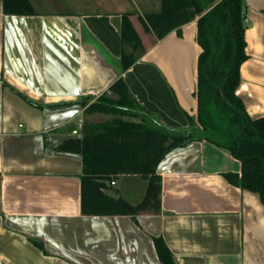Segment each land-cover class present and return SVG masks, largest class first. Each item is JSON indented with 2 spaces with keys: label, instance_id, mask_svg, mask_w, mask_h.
I'll use <instances>...</instances> for the list:
<instances>
[{
  "label": "crops",
  "instance_id": "1",
  "mask_svg": "<svg viewBox=\"0 0 264 264\" xmlns=\"http://www.w3.org/2000/svg\"><path fill=\"white\" fill-rule=\"evenodd\" d=\"M35 13H4L0 0V264H264V205L233 185L230 152L206 140L170 150L157 164L160 208L128 215L81 213L79 153L58 149L80 137L88 90L122 76L136 101L163 124L196 116V19L157 39L142 17L160 0H29ZM245 51L236 94L251 117L264 115V0H242ZM144 51L121 69V16ZM112 185L138 202L146 180L121 174ZM41 244V247L33 241Z\"/></svg>",
  "mask_w": 264,
  "mask_h": 264
},
{
  "label": "trees",
  "instance_id": "2",
  "mask_svg": "<svg viewBox=\"0 0 264 264\" xmlns=\"http://www.w3.org/2000/svg\"><path fill=\"white\" fill-rule=\"evenodd\" d=\"M4 13H35L29 0H2ZM245 5L242 0H160L158 11L142 17L145 30L157 39L196 19L197 58L196 116L186 114L188 125L169 127L144 109L131 94L122 76L94 100L81 101L86 110L110 114L91 126L83 125L80 137L64 139L58 149L79 153L81 213L90 216L137 214L160 208L159 161L172 149L191 141L206 140L227 149L241 164L240 172H224L228 182L257 193L264 205V115L251 117L236 94L245 51ZM121 69L126 70L144 49L128 13L121 16ZM121 174H137L146 180L141 199H124L111 184ZM163 264H173L161 237L153 238ZM41 247L37 241H33Z\"/></svg>",
  "mask_w": 264,
  "mask_h": 264
},
{
  "label": "rangeland",
  "instance_id": "3",
  "mask_svg": "<svg viewBox=\"0 0 264 264\" xmlns=\"http://www.w3.org/2000/svg\"><path fill=\"white\" fill-rule=\"evenodd\" d=\"M90 114L94 115H89L87 118H85L83 125L91 126L92 124H98L101 123L105 120H111L113 117L110 114H101L97 112H89Z\"/></svg>",
  "mask_w": 264,
  "mask_h": 264
},
{
  "label": "built area",
  "instance_id": "4",
  "mask_svg": "<svg viewBox=\"0 0 264 264\" xmlns=\"http://www.w3.org/2000/svg\"><path fill=\"white\" fill-rule=\"evenodd\" d=\"M102 93L104 92H96L94 89H90L88 90V94L92 95L94 98L92 100H94L95 98H97L98 96H100ZM105 93H107L108 95L111 94L110 90H105ZM111 185H115L116 184V180L115 179H112L111 182H110Z\"/></svg>",
  "mask_w": 264,
  "mask_h": 264
}]
</instances>
